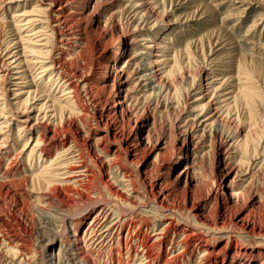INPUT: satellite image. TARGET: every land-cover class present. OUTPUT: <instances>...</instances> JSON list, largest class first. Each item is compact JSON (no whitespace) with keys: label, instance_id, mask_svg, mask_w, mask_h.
<instances>
[{"label":"rangeland","instance_id":"374dc122","mask_svg":"<svg viewBox=\"0 0 264 264\" xmlns=\"http://www.w3.org/2000/svg\"><path fill=\"white\" fill-rule=\"evenodd\" d=\"M95 2L96 0H87L81 8L85 22L83 25L87 27L88 33L90 32L88 36L90 38H88V44H80L85 48L79 54L78 46L71 48V46L55 39V34L48 27L47 22H43L46 19L39 11L41 10L40 0H0V51L3 54L7 47L11 51V55L6 57L8 58L7 62L0 63V182L8 180L3 171L11 165V169L17 173V178L24 177L26 174L29 177L38 175V172L43 169L42 166L54 159L55 153L58 154L69 146L70 133L66 129V123L64 125L63 123L66 120L69 121L71 115L68 111L71 109V103L67 95H62L64 87H56L53 77L38 74L39 66L34 63L37 58L49 63L50 55L74 58V61L80 62V66H86V79H90L93 84H100L105 77L109 80L108 84L112 83L114 70L130 61L129 71L135 66H139L138 74L129 80L130 87H132L137 81V77L147 72L142 66L145 61L157 60L158 68L162 69V73L165 74L174 64L176 54H180L178 58H183L180 64L186 62L187 59L191 63L189 68L185 69L186 85L181 84V81L175 83L178 86L179 94H182L181 97L173 96L172 98L169 96L168 98L157 93L150 95L151 90L144 87V83L138 85L131 92L132 95L139 97L138 100L131 102L132 107L147 104L149 108L148 114L144 116L142 133L145 134L147 129L154 125L155 134H159L161 130L168 134L170 132L174 134L180 120L193 118L214 96L216 105L202 112L199 118L200 121H203L212 115L219 117V122L224 125L223 129L218 132V141L221 147L218 150L216 147H212L210 150L202 148L195 158L194 153L189 155L185 153L181 142L173 144L171 139L173 145L168 154V163L172 161L174 165L171 171L172 179L175 181L178 173L189 167V179L193 184L188 199H185L183 195L179 196L173 205L176 209L173 212L160 210L154 202L138 205L137 200L128 198L127 188L118 181L116 167L110 170V175L115 181L112 184L113 190H117L122 198L124 196L123 199L127 198L135 202L137 206L128 204L120 196L114 197L107 187L96 182L91 184L94 193L89 198L78 194L76 191L81 190L75 186H71L74 193H69L71 196L65 198L59 190L35 189L31 187L30 182L22 179L20 188L29 191L31 195L25 199L27 207H24L20 213L14 208L12 200L5 197L0 186V214L14 215L27 227V233H23V236L28 239L27 243L31 242L34 256H29L28 259L33 258L34 260L30 264H79L80 260L73 259V261L68 258V251L73 246L71 243L72 235L75 232L74 228L79 220L81 221L76 232L84 238L80 242V246L85 251H82L83 264H135L138 261V258L133 261L136 250L130 248L140 241L142 232H144L142 230V234L140 233L139 236L134 234L137 222L145 220L151 223L155 230H159L169 217H173L180 227L184 225L190 228L200 227L199 231L204 236V239L199 242L201 245L195 246L199 236L191 243L189 242L188 250L178 264H206L207 259L211 258H215L213 264H221L225 248L229 247L232 253L236 250L239 251L238 258H247L252 262L251 264H258L259 253H264V71L255 73L247 68H241L238 58L242 54L264 60V0H114L109 4L103 3L93 10ZM129 2L136 4L143 2L144 5L138 10L142 12L146 9H154L156 17L151 18L144 25L145 22L140 21V14L137 17H132L131 10L136 8L130 9ZM121 4L122 8H126L124 14L117 12L118 10L115 11ZM206 8L211 10L204 12ZM111 14L118 25L117 32L123 28L130 34L129 39L113 38V30L110 25L104 29V24L101 22H105L106 17ZM172 21L173 23L170 24ZM101 27H103V32L107 28L109 29V32L103 36L102 45L107 44V48L104 49V57L97 60L103 65L96 62L91 67L94 55L102 49L98 48L95 43L102 32ZM216 30L220 31L217 33ZM148 39L154 43L153 48H145L149 44L146 43L149 41ZM125 41L127 43L126 51H119V47ZM201 41L205 44L201 45ZM114 51H118L119 54L116 55ZM114 59H118L117 62H114ZM18 63L26 65L23 79H20L22 73L15 72ZM194 82L196 85L192 90H189V85ZM201 82L204 83L202 87L204 90L201 93L204 99L193 102ZM123 88V94H126L129 86L126 84ZM187 91L190 94L186 102L188 106L185 108L182 103L180 104V101ZM248 94H252L253 97L247 99L248 103L245 106L239 107L237 110L233 108L229 113L224 112L229 103L234 102L236 96L245 99ZM146 97L148 98L144 99ZM227 99L230 100L226 102ZM60 111H62V117L59 114ZM135 113L134 110L132 114ZM236 113H239L241 120L236 118ZM214 118L201 123L208 124ZM246 118L256 121L253 122L255 125L251 129L253 132L255 128V131L249 147H246L242 140L249 130ZM71 119H75L74 115ZM75 123L81 127L78 119H75ZM239 123H242L241 128H239L237 136L233 137V132ZM76 124L75 127H77ZM225 126L227 127L225 128ZM20 127H24L23 130H19ZM89 127L86 125L84 129L87 130ZM41 133H44V136L38 140L39 142H36L37 135ZM103 133L104 130L101 126L93 128L86 142L95 143L100 138L102 142L108 141L109 137H105ZM210 133L211 128L207 127L206 134ZM198 134H200L199 131ZM227 134L232 136L228 137ZM62 135L67 138L64 143H61ZM233 143L235 146L236 143L240 146L237 145L234 148ZM205 144L208 145L207 142ZM40 150L45 153L49 152V156L46 160L44 158L43 162L40 160L36 165V162L39 161ZM228 151L230 152L231 165L233 164L235 169L241 171L240 178H243V181H239L240 185L247 187L240 197L237 207L248 206L249 195L256 194L260 197L261 204L247 207L248 211L251 210L254 213L252 217H255L256 222L262 226L260 232L259 230L249 231L232 222L213 225L214 221H212L211 224L200 226L198 215L211 206V202L206 200L205 196L207 197L211 193L215 175L219 177L217 168L219 155L223 160ZM154 158L155 155L147 156L132 169L149 168L150 161H153ZM47 168L48 172L53 171L50 170V167ZM179 180L178 184L180 183V185L178 186H181L183 190L185 176ZM97 185L99 187H96ZM96 192L97 195H95ZM229 192L230 188H226L224 194ZM92 196L94 198L96 196L95 199H105L110 203L103 204L101 201H95ZM115 198L117 202L121 201V205L115 203ZM37 202L43 205L41 208L44 212L36 206ZM101 206H104L105 211L111 209L108 212L111 222L112 220L118 221L123 223L124 227L121 231L112 229L111 233L114 234V237L110 235L104 239L99 237L93 239V234L84 236L83 232ZM213 207L212 211L215 213L217 208ZM125 210V214L130 210H133V214L128 216L121 213ZM129 217L136 220L135 226L132 228L128 225ZM63 219L66 223L63 222ZM65 226L69 227L67 234L62 232ZM183 231L176 234L170 231L167 234L163 252H166L171 245L174 246L172 242L178 241L183 235ZM110 247H113L111 252H109ZM221 247H224V251L218 250L217 252V249ZM118 250L121 253L120 257ZM21 259V256L15 257L11 264H26L24 260L19 263ZM229 259L231 260V258ZM162 261L161 259L156 264H162ZM204 261L205 263H203Z\"/></svg>","mask_w":264,"mask_h":264},{"label":"bare ground","instance_id":"6f19581e","mask_svg":"<svg viewBox=\"0 0 264 264\" xmlns=\"http://www.w3.org/2000/svg\"><path fill=\"white\" fill-rule=\"evenodd\" d=\"M86 1L87 0H40L41 10L39 11L43 13L44 19H46L43 20V22H47L48 27H50L52 32L55 34V39H58L60 43L71 46V48L74 46H78L79 54H81L85 48L80 44H88V38H90L88 37L90 32L88 33L87 27L83 25L84 17L81 9ZM111 2H114V0H96L93 6V10L94 8L99 7L101 4L103 5V3L109 4ZM128 5L131 6L130 9L136 8L135 10H131V12L133 13L132 17H137V15L140 14V21L145 22L144 25H146L151 18L156 17L154 9H146L142 12L138 10V8H141L144 5L143 2H139L138 4L129 2ZM125 10L126 8H122L121 4L118 5L115 11L124 14ZM208 10L211 9L206 8L204 12H207ZM105 20V22H101V24H104V26L102 25L104 29L108 25L111 26L113 30L112 34L114 35L113 38H117L120 40H122L123 38L129 39L128 37L130 34H128L127 31H125L123 28H120V32H117L118 25L113 19L112 14L106 17ZM172 23L173 21L170 24ZM103 27L100 28L102 32L100 31L101 33L99 38L95 40L97 47L102 49L98 54L94 55L91 62V67L97 62L98 59L104 57V49L107 48V44L102 45V42L104 41L103 36L109 32V29L107 28L108 31L106 30L103 32ZM219 29L221 30L222 28ZM219 31L216 30L217 33ZM146 43L149 44H147L145 48L150 49L154 47V43H152L151 40L147 41ZM200 43L201 45L205 44L202 41ZM119 48V51H126V41ZM10 52L11 51L9 47L5 48V54H2L0 51L1 64H5L7 62L6 59L8 58L6 57L11 55ZM114 52L116 53V55L119 54L118 51ZM142 53L145 54L144 52ZM179 55L180 54H176L175 58L173 57L174 64L170 66L169 70L165 74L162 73V69L158 68L159 65L157 63V60L145 61L142 66L145 67L147 72L139 75L137 77V81L132 87H130L129 80L132 76L138 74L137 71L139 66H135L131 71H129V65L131 64L130 61L126 62L124 66L116 68L114 70L112 83L108 84V78L103 77L104 79L100 84H93L90 79H86V66H80V62L74 61V58L69 59L64 55H50L49 63H45L44 60L38 58L35 59L34 63L39 66L38 74H40L41 76L49 75V77H53V82L56 83V87H64V92L62 95H67L68 100L71 103V109L68 111V113L71 115L69 117V121L66 120L64 123L62 122L63 125L65 123L67 125L66 129L70 133V139L69 146L62 152L58 154L55 153L54 159L50 160L48 164L44 165L45 167L42 166L43 169H41V172H38V175L36 176L33 175L29 177L26 174V176L24 177L17 178V173L15 172V170L11 169L12 165L4 169L3 174L8 180H6L5 182L1 181L0 186L4 191L5 197L9 200H12L14 208L21 213L24 207H27L25 199H28L31 195L29 191L25 190L24 188H20V184L23 182V180H26V182H30L31 187L35 189L59 190L60 194H62L65 198H69L71 196L69 193H74V190L72 189L73 186L78 187V189L81 190L76 191L78 194L89 198L91 194L94 193V191H92L91 184L93 182H96L101 186L104 185L105 187H107L111 194L114 195V197L120 196L121 199H123L124 196L122 198V195H119L117 190H113L112 184L115 181L113 180L114 178L110 175V170H112L114 167L117 168L116 173L120 178V180L118 178V181H120L127 188L126 190L128 191V198L137 200L138 205L148 202H154L160 210L173 212L176 210L173 205L177 202L179 196L183 195L185 199H188L193 189V184L189 179L190 168L186 167L184 170L180 171L181 173H178L179 175H177V178L174 181L171 176V171L174 168V165L172 164V161L168 163V154L171 150V146L174 143L177 144L178 142L182 143L187 155H189L190 153H194L195 158H197V155L199 154V152H201L202 148H207L208 150H210L212 149V147H216V149L218 150L221 147L220 142L218 141V132L223 129L224 125L223 123L219 122V117H215V115L207 117L206 120H203L204 122L210 120L211 118H215L205 125L204 123H201L203 121H200L199 118V116L202 115V112L216 105L214 96L211 97L214 101V104L213 101L211 102L210 98V100L204 104L203 109L200 111V113H197V115H195L193 118L180 120L176 125L175 132H173L174 134H172L171 132L168 134L166 132H162V130L161 132H159V134H155L154 125L148 128L146 133L143 134L141 128H143V123L145 121L144 116L148 114L149 108L147 104L138 105L136 107L131 106V102L133 100L139 99V97L132 95L131 92L135 90V88L141 83H144V87L151 90L150 95L153 93H157L168 98L169 96H171L172 98L173 96H182V94H179L178 86L175 85V83L176 81H181V84L186 85L187 82L185 81V69L187 67L189 68L191 63L190 60L187 59L188 62L186 61L180 64L183 58H178L180 57ZM238 59L240 60V65L242 66L241 68H247L255 73L264 71V60L261 58L244 56L241 54L239 55ZM117 60L114 59V62H117ZM97 63L103 65V63L100 61H98ZM25 66L26 65H22V63L17 64L15 72L19 74L22 73L20 75V79L24 78L23 72H25ZM125 76L126 79H124ZM126 84L127 86H129V88L127 90V93L123 94V87ZM194 85H196L195 82L190 84L189 90H192ZM199 86L200 89L196 91L197 95L195 96L193 102L204 99V96H201V93L204 90L202 88L204 86V83L201 82ZM189 94L190 93H188L187 91V93H185L183 96V98L185 99L181 98L180 101V104L182 103L185 108L188 106V104L186 105V102ZM148 97L144 99H147ZM236 97L234 98V102L229 103L227 109H225L224 112L229 113L233 108L237 110L239 107L245 106L248 103L247 99H251L253 95L248 94L245 99L240 96ZM230 99H227L226 102ZM134 110L136 111V113L132 114ZM59 114L62 117V111H60ZM72 115H74L76 120L78 119L81 127L75 123V119H71ZM235 115L236 118H239V120H241V118L239 117V113H236ZM245 121H247L249 130L244 135V138L242 140L245 146L249 147L251 144V140H253V138L251 137L254 135L253 132L255 131V128L253 129V132L251 129L255 125V123L253 122L256 121L254 119L248 118H246ZM75 124L77 127L74 126ZM86 125L90 126L87 130L84 129V126ZM202 125H204V127L200 129ZM240 125H242V123H239L235 128L233 137L237 136L239 128H241ZM97 126H101L103 128V135L105 137H109V140L106 142H102V139L100 138L99 141L95 143L86 142L89 138V133L93 128ZM207 127L211 128V133L209 135L206 134ZM226 127L227 126H225V128ZM23 128L24 127H20L19 130H23ZM198 131L200 132V134H198ZM228 135L230 134H227V136ZM43 136L44 133L37 135L36 142H39L38 140H40ZM63 136L64 135H62V137ZM171 139L173 144L171 142ZM61 140V143H64L66 142L67 138L63 137ZM206 142L208 143V145L205 144ZM238 143H236V146L238 145ZM233 145L235 146V143H233ZM24 146L25 144L23 145V147ZM236 146L234 148H236ZM111 147H113V149H111ZM30 151H32V149H30ZM150 155H155V158L153 161H150L151 166L149 168L138 167L136 170L132 169V167L136 166L137 163H139L140 161L142 162L144 158ZM48 156L49 152L45 153L43 150H40L38 155L39 161L36 162L35 160L36 165L39 164L40 160L41 162H43L44 158L46 160ZM229 156V151L227 152L226 157L223 160L219 155L217 161L219 177L215 175L216 178H213L214 185L213 187H211V193L209 196H205L206 200L211 202V206L202 214L198 215L200 219V226L211 224L212 221H214L213 225L232 222L236 226L239 225L240 227L246 228L249 231L259 230L260 232L262 230V226L256 222L255 217H252L254 216V213H252L251 210L248 211L247 208L248 206L253 207L255 204H261L260 197H258V195L256 196V194H248L249 205L246 207H237L238 201L244 194V191L247 187L240 185L239 181H243V178H240L242 176L241 171L235 169L233 164L231 165ZM61 157L62 159H60ZM54 165L55 167H53ZM47 167H50V170L53 171L48 172ZM183 176H185L186 180L184 182L185 185L182 190V187L178 186L180 185V183L178 184V181H180L179 179ZM96 187L99 186L97 185ZM226 188H230V192L225 195L224 191L226 190ZM101 191L97 192L102 193ZM97 192L95 195H97ZM95 198L93 197L95 201H101L103 202V204L110 203L107 200L105 201V199L100 200L102 198ZM115 200L116 204L121 205V201L117 202L116 198ZM123 200H125V202H127L128 204L137 206L135 202H132L127 198ZM213 204L214 207L217 208V211L215 213L212 211ZM58 205L60 204L58 203ZM36 206H38V208L43 211V209L41 208V206L43 205L38 204L37 202ZM103 207L104 206H101L99 211L94 214V216L90 220L85 231L83 232L84 236L93 234V239L95 237L104 239L110 235H114L111 233L112 229L121 231L122 227H124V224L119 223L118 221L114 220V222L112 220L111 222V220L109 219L110 216L108 214L111 209L109 211H105ZM121 213L125 214L126 210L121 211ZM131 214H133V210H130V212H127V214L125 215L130 216ZM132 217H129L128 219V225L130 228L134 227L136 223V220ZM64 220L65 219H63V222ZM80 221L81 220L78 221L77 225L74 228L75 232L72 235L73 240L71 243L73 246L70 248L71 250L68 251V258L69 260L78 259L80 260L79 264H83L82 262L84 261V256H82V251L84 250L82 246H80V242L83 241L84 238H82V236L80 237V235H78L76 232V228H78ZM165 221L166 222L164 226L159 230H155L154 226L152 227V224L145 220H140L137 222V228L133 232L136 236H139L142 233L143 234L140 238V241L135 245H132L130 248L131 250H136L133 261H136L137 258L138 261H136L135 264H156L161 259L163 260L162 264H178L179 260L185 256L188 250L189 242L191 243L192 240L196 239L197 236H199V238L197 239L198 242H196L195 246L201 245L199 242L204 239V236L203 233L199 231L200 227L190 228L187 225L180 227L177 225L178 223L173 217H169ZM64 223H66V221ZM23 224L24 223L14 215L0 214V264H11L12 260L15 257L19 256L22 257L19 263L24 260L26 264H30V262L34 260L32 257V259H28L29 256L34 255L32 253V247L30 245L31 242L30 244L29 242L27 243L28 239H25V237L23 236V233H27V227ZM68 228L65 226L62 231L63 234L68 233ZM142 230H144V232H142ZM182 230H184V233L181 238L178 241L172 242L174 243V246L171 245L166 250V252H163V245L165 244L164 242L167 234L170 233V231H172L173 234H176ZM29 236L32 237L33 235ZM130 239L132 240V237H130ZM218 250L224 251V247L217 249V252ZM111 251H113V247H110L109 252ZM117 252L120 257V250H118ZM239 254L240 253L237 250L232 253L230 252V247L227 249L225 248V251L223 253L224 257L221 260V264H226L227 262H229L230 264L252 263L247 258H238ZM259 255L260 256L258 257H260V261L258 264H264V253L261 252L259 253ZM229 258H231V260ZM207 260L208 261L206 264H213L215 258ZM205 261L203 263H205Z\"/></svg>","mask_w":264,"mask_h":264}]
</instances>
